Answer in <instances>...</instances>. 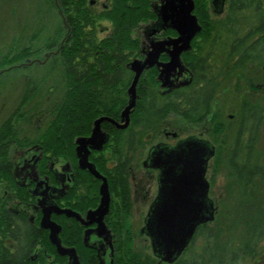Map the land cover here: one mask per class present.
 Here are the masks:
<instances>
[{
    "label": "flooded vegetation",
    "instance_id": "obj_1",
    "mask_svg": "<svg viewBox=\"0 0 264 264\" xmlns=\"http://www.w3.org/2000/svg\"><path fill=\"white\" fill-rule=\"evenodd\" d=\"M44 2L46 3L45 6H43ZM112 2L113 0H85L83 2L82 9L84 12L82 13H85L88 18L90 16L92 17L97 36L99 37V34H102L99 38L111 34L114 30L112 22L103 15L107 10H110ZM66 3L69 5H61L60 0H39L37 2V10L35 11L36 17L34 18L37 22V31H41L43 28L44 24L43 22L41 23V21L44 17V19L47 20L46 24L49 26L50 30L49 41L44 44H38L37 46L30 44L22 45L20 48H15L16 45L12 47L7 46V48L3 46L4 48L0 50V96L4 92L8 94L9 89L7 91H4V89L11 84L10 73H15L12 78L14 81L19 82L23 80L25 84L22 96H20L14 110L9 111V106L7 105L10 97L9 95L8 98L3 97L0 104V171H2V177H0V222L1 228H3V230L5 229V233L0 236L2 251H4L5 255L10 253L15 256L17 255L16 257L24 261V251L20 249V243L16 237L10 234L9 226L11 228L17 225V223L18 225L21 223L24 227L27 225L34 234L44 230L48 237L49 230L42 228L40 225L42 207L43 204L45 206L57 205L63 209H71L80 215L81 221L75 217L56 213L51 214V219L61 226V230L62 224L58 222L61 216L66 218V222L69 223L68 225L71 227L77 223L81 229L79 242L83 248L87 249V251H91L92 264H117L115 253L118 242L113 228L115 223L118 222L115 212L123 209V204L120 202L111 183V176L113 177L114 171L116 169H122L125 170L127 174V187L129 191L128 216L132 211L134 200H138L139 195L140 197H149L151 191L148 188V180L153 177L148 173H150L149 171H156V192L147 204V211L143 218V226L139 229L141 235L147 236L142 229L145 225V218L149 208L156 198L158 189L157 178L159 174L157 169L149 165L148 156L150 150L160 143L173 147L178 142L184 141L187 138L205 140L214 148V153L208 159L206 170V178L209 182L208 196L212 199L210 196V189L212 186L211 179L214 177L215 171L213 170L214 172L210 176L212 178L209 179L208 169L211 165H214L220 147L215 143V141L218 140L216 135L217 120L214 121L213 117L217 116L222 118L226 116L230 120L236 118L234 130H238L240 119L242 120L243 118L244 121L245 118L253 115L257 118L256 121L260 124L259 128L261 131L264 125V50L259 53V57L252 59V61L248 59L239 61L237 57L223 58L225 53L221 51H231L233 48L232 42L214 44L213 46L215 49L212 50L211 55L219 56L220 58H213L212 56L209 58H194L197 62L202 64V67L200 65L199 67L197 66V68H193L188 57L197 55L205 56L208 51L205 49L202 53L199 52L200 50L198 49L202 48L204 44L194 42L197 40L199 41V33L203 29V24L200 22L196 13V0H194L193 13L197 16L198 22L202 28L191 40L190 47L181 52L180 63L176 69L177 72H175L174 75L173 72L169 75L171 82L166 86H161V80L158 78V75L162 65H153L148 69H144L139 80L143 74L146 75V72L153 68L156 70L155 81L159 94L165 96L173 90L178 89L181 104L179 110L190 109L185 102V94L189 93L190 88L193 87V98L197 99V97L199 98L201 96L203 97L201 99H207L205 102L200 100L196 103L195 110H209V112L203 120L195 123L188 121L183 115L175 113L169 114V116L177 117L180 124L183 126V128H179L177 131H164L165 136H171V138L175 140L173 143L165 141L151 143L150 138L153 134L148 133L145 135V145L139 149H128L125 152V156H121V143L117 142L118 140H115V138L113 139V132L114 130L127 129L131 124L132 113L130 115V122L125 128H117L111 121H103L101 123V129L107 135V141L103 144L102 149H93L87 144L89 150L88 160L93 163L97 171L105 177L109 192V210L103 217V222L109 234L106 232V234L102 233V235H99L100 230L97 229L98 213L92 214V216H87V214L89 211L96 210L101 202L100 185L102 180L92 175L88 169H83L78 165V157L75 151L77 138L89 137L93 124L87 134L74 137V155L68 152L63 156H57L52 153L51 150L46 151V145L43 144L41 139L42 132L48 129L49 122L53 118L54 106L58 96L57 92L50 86L48 89L49 91L44 95V99L41 100L39 97L43 94L42 92L40 93L39 90L42 88L41 84L43 83L50 82V84H52V75L57 70L56 67L60 60L59 56L61 51L66 46H72V38L77 23L76 18L82 15V13L75 11L76 6L74 5V0H66ZM163 3H165V0H163ZM228 4L229 0H207V7L211 18L216 20L223 18L226 14ZM160 5L161 0H150V11L155 17L136 25L131 31L133 39L138 41L137 49H134L130 56V60L126 63V67L132 73V76L134 72L129 66L132 60L144 59L147 52L150 51L153 42L165 41L169 40V38L178 36L177 31L172 28L170 21L167 23L159 22L158 27H155L154 31L149 32V28L152 25L151 23L158 20L157 9ZM48 6L49 8L46 10ZM224 12V16H220ZM46 13H48V15ZM57 15L61 18L60 27L57 26L56 23ZM148 24L151 25L146 26ZM80 25L86 26L83 29L84 31H88L87 22H81ZM22 33H24V31ZM248 46L249 43H244L243 50L248 48ZM170 49H172V46L166 45V50L160 53L158 57L159 62L164 63L169 60L168 50ZM227 55L228 54H226V56ZM246 55H249V52H247ZM237 62H240V64L235 66ZM41 66L44 68L42 67L40 71ZM137 94H139L138 90ZM37 96V100L39 101V108L37 110H32L30 114L27 110H20V107H24L26 104H28V108L30 109L31 106L29 103ZM138 97H140V94ZM122 109L123 108L119 110L117 118L110 116V114H101L98 117L107 116L119 123ZM223 121L225 122V129L227 130V121H225V119ZM187 126H200L203 129H200V133L198 134L184 135L183 133L186 131ZM208 134H210L213 139L209 138ZM145 150V155L142 159L138 160ZM136 155L140 156L135 157ZM138 163L146 174L140 178L138 183L139 192H136L133 197L130 178ZM85 174L90 175L91 178H88ZM10 179L12 181L11 183ZM81 179H83L84 183L80 182ZM144 202L147 203V199H145ZM212 202L215 208V218L218 207L215 205L213 199ZM212 221L205 223H211ZM196 230L183 252L173 262L159 261L160 258L154 255L150 238L147 236L151 249L150 255L156 260L155 263H175L190 246ZM60 233L61 231L58 235H60ZM69 241L71 242L72 239ZM132 242L134 246V233ZM34 243L36 244L35 238ZM61 244L66 248H74L79 263L84 264L80 258L81 255L76 244H65L62 242V239ZM39 250V246L36 245L29 251L27 255L29 264L37 263ZM55 252L57 253L56 248ZM45 255L53 257L50 253H46ZM63 256H65L67 264H74L73 259H70L68 255ZM254 262L256 264H262L264 262V256Z\"/></svg>",
    "mask_w": 264,
    "mask_h": 264
},
{
    "label": "trees",
    "instance_id": "obj_2",
    "mask_svg": "<svg viewBox=\"0 0 264 264\" xmlns=\"http://www.w3.org/2000/svg\"><path fill=\"white\" fill-rule=\"evenodd\" d=\"M60 1L63 6L68 4L66 0ZM84 1L74 0L75 11L84 12ZM196 13L203 29L199 33V41L194 42L204 44L198 49L199 52L202 53L205 49L208 51L205 56L188 57L193 68L200 65L202 67L194 58L212 56L214 44L232 42L231 51H221L225 53L223 58L237 57L239 61H252L263 52L264 0H229L225 16L217 20L211 18L207 0H196ZM246 14L250 16L246 17ZM103 15L114 26L111 34L99 38L92 17L88 18L82 13L76 18L72 46L64 47L59 56L63 88L61 94L57 95L49 127L41 135L43 144L46 145L45 150H51L57 156L68 152L74 155V137L87 134L99 115L110 114L114 118L118 117L119 110L127 103V86L133 78L126 63L138 47V41L133 39L131 31L136 25L155 17L150 11V0H113L110 10ZM81 22L88 23V31H84L86 26L80 25ZM239 30L242 33L237 35ZM229 34L234 35L230 41L227 37ZM244 43H249V46L243 50ZM247 52L249 55H246ZM237 64L240 62L235 63V66ZM155 75L156 70L153 68L146 75H142L137 83L140 97L137 98L132 112L130 126L113 132V139L121 143V156H125L128 149L144 146L145 135L156 134L169 114L183 115L188 121L195 123L203 120L209 112L195 110L196 103L200 100L205 102L207 99H201V96L193 98V87L185 94V102L190 109L179 110L181 104L178 89L165 96L159 94ZM213 120H217L216 135L220 137L226 132L225 122L217 116ZM256 120L253 115L244 121L243 118L240 119L232 142L229 144L226 139L222 141L213 169L218 172L220 166L224 167L225 194L220 199L214 220L197 227L190 246L173 264H246L264 256V164L257 158L260 124ZM85 175L91 178L90 175ZM80 182L84 183L83 179ZM212 182L213 179L211 184ZM111 183L123 204V209L115 212L118 222L113 228L118 242L115 253L117 264H156V260L149 253L133 246V231L127 222L129 191L126 171L116 169L113 177L111 176ZM58 222L62 224L59 235L62 242L76 244L82 262L92 264L91 251H87L79 242L81 229L77 223L69 226L64 216ZM9 231L19 241L25 260H20L21 258L12 253L5 255L0 239V264H29L27 255L36 245L40 248L38 260L32 264H67L65 256L55 252L44 230L34 234L27 225L24 227L17 223L11 228L9 226ZM3 233L5 229L1 228L0 222V236ZM71 239L75 241L70 242ZM45 252L53 257L45 255Z\"/></svg>",
    "mask_w": 264,
    "mask_h": 264
},
{
    "label": "water",
    "instance_id": "obj_3",
    "mask_svg": "<svg viewBox=\"0 0 264 264\" xmlns=\"http://www.w3.org/2000/svg\"><path fill=\"white\" fill-rule=\"evenodd\" d=\"M194 0H161L157 9L158 20L150 26L149 32L158 27V23L171 22L178 36L165 41H156L151 44L150 51L144 59H134L129 66L134 72L130 85L127 88V104L120 112V122L110 117L100 116L93 121L89 137H79L75 147L78 165L102 180L100 185L101 202L96 210L89 211L87 216L99 215L97 229L99 235L107 231L103 217L109 210V192L105 177L89 162L90 148L100 150L107 141V135L101 129L103 121H111L117 128H125L130 122V115L135 108L138 94L137 82L144 69L153 65H162L158 78L161 86H166L171 79L170 73L177 72L180 63V54L190 47L193 37L201 31L197 16L193 13ZM166 45H171L168 50L169 60L159 62L160 53L166 50ZM214 153V148L205 140L187 138L170 147L165 144L155 145L149 153L150 166L159 171L158 189L156 198L149 208L142 231L150 238L151 246L159 261L173 262L183 252L192 238L196 227L214 219V205L208 196L209 182L206 178L208 159ZM65 214L82 220L80 215L71 209L60 208L57 205L43 204L40 225L48 229V238L56 248L59 255H68L74 264H80L74 248H66L61 244V226L51 219V214Z\"/></svg>",
    "mask_w": 264,
    "mask_h": 264
},
{
    "label": "rangeland",
    "instance_id": "obj_4",
    "mask_svg": "<svg viewBox=\"0 0 264 264\" xmlns=\"http://www.w3.org/2000/svg\"><path fill=\"white\" fill-rule=\"evenodd\" d=\"M39 0H0V50L4 48L3 46H9L12 47L13 45H16L15 48H20L22 45H35L38 44H44L45 42L49 41V35L50 30L49 26L46 24L47 20L42 19L41 23L43 22L44 26L41 29V31H37V22L35 21L36 17V10H37V2ZM46 3H43V6H45ZM49 8V6L46 8V10ZM47 12V11H46ZM48 15V13H46ZM225 12L220 15L224 16ZM246 17H249L250 15L246 14ZM55 20V19H54ZM57 26L60 27L61 25V18L57 15ZM24 31V33H22ZM242 33L241 30L238 31L237 35H240ZM106 34V33H104ZM102 36V34H99V37ZM61 37V35H60ZM223 37H226L225 35ZM230 41L231 38H234L233 34L227 35ZM4 44V45H3ZM33 46V47H35ZM43 66H41L40 71ZM44 68V67H43ZM57 70L52 75L53 82L50 84V82L41 84V89L39 92L43 95L39 97V99L43 100L44 95L46 94L50 86L52 89L57 92V95L61 94V89L63 88L62 83V68L60 67L59 63L57 64ZM39 70V68H38ZM34 71V70H33ZM15 75V73H10V82L4 91H8V94L4 92L0 96V104L4 98H8V95L10 96L8 99L7 105L9 106V111L14 110V108L17 106V102L22 96V92L24 89V81L20 80L19 82L14 81L12 78ZM13 82V83H12ZM44 85V86H43ZM56 86V87H55ZM7 96V97H5ZM35 99V100H34ZM31 100L29 103L31 108H28V104L24 105V107H20V110H27L28 113H32V110H37L39 101L38 96ZM7 101V100H6ZM30 110V111H29ZM227 121L226 124H228V129L226 132H224L223 135L218 137V140L215 141L216 145H221L222 141L226 139L227 142L231 143L234 135V124L236 121V118H233V120L228 119V117L224 116L222 117V120ZM27 125V124H26ZM179 128H183L182 124H180L179 120L175 116H168L163 120L160 129L156 134H154L150 139L151 143H156L159 141H165L173 143L175 140L171 138V136H165L164 131H171V130H178ZM230 128V129H229ZM200 129H203L200 126H187L186 131L183 133L184 135L187 134H198L200 133ZM182 133V132H181ZM205 135V134H204ZM209 138H211L210 134H208ZM213 139V138H211ZM226 142V143H227ZM227 147V146H225ZM256 150L259 151V155L257 158L259 161L264 164V125L262 126V129L260 131L259 139L257 142ZM221 148V147H220ZM146 150L144 151L143 155H136L135 157H139L138 160L142 159V157L145 155ZM224 167L220 166V170L213 171V165H211L208 169V178L211 179V174L214 172V177L212 186L210 189V196L215 202V205L219 207L221 202V197L225 194V185H226V179L224 178ZM151 175L150 180H148V188L150 189L149 197H140L138 200H134L133 207L130 215L128 216V225H130L134 235H135V244L134 247L136 249H142L145 252L151 254L149 239L145 235H141L139 232V229L141 226H143V218L147 211V204L150 202V200L153 198L155 192H156V171H149ZM146 174V172L140 167V164L136 165L135 169L133 170V175H131V192L134 197L136 192H139L138 190V183L140 178ZM144 198V199H142ZM145 199H147V203H145ZM49 260H52L50 258ZM246 264H256L255 262L248 261ZM264 264V262L262 263Z\"/></svg>",
    "mask_w": 264,
    "mask_h": 264
}]
</instances>
